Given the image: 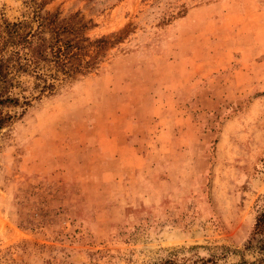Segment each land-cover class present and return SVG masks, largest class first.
Instances as JSON below:
<instances>
[{
    "label": "rangeland",
    "instance_id": "obj_1",
    "mask_svg": "<svg viewBox=\"0 0 264 264\" xmlns=\"http://www.w3.org/2000/svg\"><path fill=\"white\" fill-rule=\"evenodd\" d=\"M46 8L121 39L1 129L0 264H258L264 0Z\"/></svg>",
    "mask_w": 264,
    "mask_h": 264
},
{
    "label": "trees",
    "instance_id": "obj_2",
    "mask_svg": "<svg viewBox=\"0 0 264 264\" xmlns=\"http://www.w3.org/2000/svg\"><path fill=\"white\" fill-rule=\"evenodd\" d=\"M47 3L22 0L25 10L13 20L0 9V131L17 116L15 109L23 112L67 80L97 69L107 47L121 39L114 34L92 39L85 33L90 21L79 11L63 15ZM252 238L264 252V206Z\"/></svg>",
    "mask_w": 264,
    "mask_h": 264
}]
</instances>
